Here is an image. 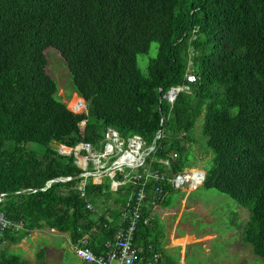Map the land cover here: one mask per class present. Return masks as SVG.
Listing matches in <instances>:
<instances>
[{
	"label": "trees",
	"instance_id": "16d2710c",
	"mask_svg": "<svg viewBox=\"0 0 264 264\" xmlns=\"http://www.w3.org/2000/svg\"><path fill=\"white\" fill-rule=\"evenodd\" d=\"M153 44L156 55L143 74L137 56ZM48 49L63 59L85 111L74 113L58 97L46 70ZM172 87L181 91L169 103ZM198 118L211 153L202 187L248 210L243 239L264 259V0H0V193L7 194L0 209L25 227L6 235L12 243L45 227L69 233L76 243L97 217L101 248L91 250L100 253L116 229L104 227L103 215L113 224L132 187L112 192L108 179L102 185L89 180L94 206H121L99 215L85 209L71 183L40 191L50 179L80 173L58 147L86 142L100 150L108 127L148 145L161 130L154 156L176 153V173L192 164ZM149 226L138 229L135 244ZM0 264L47 263L43 252L31 263L0 250Z\"/></svg>",
	"mask_w": 264,
	"mask_h": 264
},
{
	"label": "built area",
	"instance_id": "2783aa9c",
	"mask_svg": "<svg viewBox=\"0 0 264 264\" xmlns=\"http://www.w3.org/2000/svg\"><path fill=\"white\" fill-rule=\"evenodd\" d=\"M187 82H194L192 74L186 76ZM181 87H172L166 94L165 99L173 103ZM78 103H82L80 100ZM86 109V107L84 106ZM85 111V110H84ZM76 113V112H74ZM163 137L160 130L156 133L150 144H145L139 135H131L122 138L113 128L108 127L102 138V148H95L86 142H80L74 147L60 145L58 153L72 161L80 169L77 176L59 177L46 181L40 191H46L55 183H71L70 188L76 190L79 198L85 201V209L98 214L101 205L94 206L88 200L86 186L90 180L94 185H102L105 179L109 180V188L117 192L124 185H130L127 202L119 212V221L112 223L109 213L105 212L103 220L105 228H113L114 234L111 239L103 243V250L95 254L84 239H79L73 247L74 255L85 264H170L162 261L161 257L148 250V255H143L137 247L134 236L138 229L149 226V218L142 216V210L157 206L169 190H186L194 192L203 186L205 171L201 169H184L183 171L171 172V164L177 159L173 153L166 158H157L155 153L158 149L157 142ZM153 164L158 167H152ZM77 180L73 184V181ZM73 184V185H72ZM152 186V193L147 189ZM37 192L36 189H26L23 192ZM20 193V192H18ZM6 193H0V206L6 199ZM99 215V214H98ZM22 221H13L0 209V243H4L7 234H16L24 230Z\"/></svg>",
	"mask_w": 264,
	"mask_h": 264
},
{
	"label": "crops",
	"instance_id": "0c3cea01",
	"mask_svg": "<svg viewBox=\"0 0 264 264\" xmlns=\"http://www.w3.org/2000/svg\"><path fill=\"white\" fill-rule=\"evenodd\" d=\"M201 188L206 191H212L207 190L204 187H200L198 190ZM196 191L188 192L186 190H170L165 194L163 200L165 206L159 204L155 207L147 208L149 209L148 218L151 223L149 226L150 229L148 234H145L146 237H142L141 239L140 235L139 238L141 240L138 241V243L136 242L138 248L144 252V249L147 247V250L150 249L154 253H157L162 261L170 264H248V249L250 248L243 239L245 224L248 220L246 215L245 220L243 221L239 215L237 220L233 219L231 223H228V226L225 225V236L223 237L220 233L218 235V233L214 232L196 234L188 230L186 227L187 224H183L181 234H177L175 237H172L170 233H168L167 237L163 239L161 236H158V223L164 220V216H162V214L160 215L161 212L166 211V213H174L172 227L175 226L176 228L182 221V212L191 211L193 213L200 208L198 203V205H185L187 201L194 200L191 199L190 196ZM100 205V208L102 209H105L108 206V208L115 210V212H118L121 209V206L118 205L110 206L109 202H104ZM174 208L176 210L172 211ZM96 219L97 217H95V221L90 225V230L82 237V239L86 241V245L90 249L93 247L97 250L98 248H101V245L97 239L99 232L95 227L97 225ZM118 221L119 214L115 215L114 224ZM23 239L29 240L31 243L30 248L25 252L23 250L22 253V258L28 262H36L37 254L43 252L47 264H85L74 255L73 247L76 243L71 240L69 233H60L45 227L33 230ZM215 239L224 240V243L222 244L223 252L213 254L211 246ZM7 242L12 245H18L19 243H12L7 238L3 244H6ZM195 249H199L200 253H196Z\"/></svg>",
	"mask_w": 264,
	"mask_h": 264
},
{
	"label": "rangeland",
	"instance_id": "374dc122",
	"mask_svg": "<svg viewBox=\"0 0 264 264\" xmlns=\"http://www.w3.org/2000/svg\"><path fill=\"white\" fill-rule=\"evenodd\" d=\"M156 49V44H153L152 49L148 53L137 56V62L143 74H146V67L149 59L156 55ZM46 58L48 61L46 69L47 73L55 79L58 84V97L67 104V107L71 111L76 113L83 112L85 110V103L77 96L76 93L71 91L68 83V69L59 53L54 49H48L46 51ZM79 100L82 102L81 104L78 103ZM201 129L202 118H198L191 135L194 140V144L192 145L193 154L189 156V161L192 164H189L185 169H201L205 171V169L210 166L211 153L206 146L205 138L201 133ZM12 132L13 129H10L8 132L9 137ZM190 198L194 200L187 201L185 205L191 206L199 204L200 208L193 213L191 211L182 212V221L176 228L175 226L172 227L174 213H166V211L161 212L160 215L162 214V216H164V220L158 223V236H161L163 239L167 237L168 233H170L172 237H175L177 234H181L183 224H187L186 227L188 230L196 234L214 232L218 233V235L220 233L223 237L225 236V225L228 226V223H231L233 219L237 220L239 215L241 216L242 221L245 220V215L246 218H248L249 215L245 207L237 205L228 196L215 191H206L201 188L191 194ZM109 205L112 204L109 203ZM175 210L176 209L174 208L172 211ZM223 243V239L213 240L211 246L213 254L223 252ZM0 244H2L0 245V250L8 251V253L12 252L21 257L23 250L25 252L31 246L30 241L26 239L20 240L18 245L8 244V242L6 244ZM207 246L210 247L209 245ZM195 252L200 253L199 249H195ZM248 260V264H264V259L255 257L250 249H248Z\"/></svg>",
	"mask_w": 264,
	"mask_h": 264
}]
</instances>
